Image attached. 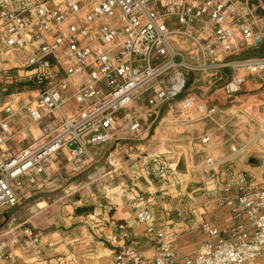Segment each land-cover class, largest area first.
<instances>
[{
    "label": "built area",
    "instance_id": "obj_1",
    "mask_svg": "<svg viewBox=\"0 0 264 264\" xmlns=\"http://www.w3.org/2000/svg\"><path fill=\"white\" fill-rule=\"evenodd\" d=\"M262 7L259 0H0V79L14 88L0 103V209L16 207L61 168L90 167L97 149L106 150L111 166L115 140L144 139L165 105L189 106L201 98L204 90H187L191 73L208 79L205 89L228 98L248 78L264 83V54L254 53L264 43ZM4 60L10 66L3 68ZM14 139L27 144L11 149ZM158 157L150 154L153 161ZM213 163L204 159L205 174ZM174 165L158 164L154 177L164 178ZM226 173L225 189L235 184L237 192L220 201L246 223L235 224L227 237L202 223L212 240L186 255L175 249L166 225L155 233L151 259L126 246L112 264H260L264 185ZM150 204L145 198L134 222L149 234ZM24 233L28 242L39 240L29 228ZM7 244L0 242V262L8 258Z\"/></svg>",
    "mask_w": 264,
    "mask_h": 264
},
{
    "label": "crops",
    "instance_id": "obj_2",
    "mask_svg": "<svg viewBox=\"0 0 264 264\" xmlns=\"http://www.w3.org/2000/svg\"><path fill=\"white\" fill-rule=\"evenodd\" d=\"M25 53L22 50L17 55ZM2 66L6 68L10 63L4 60ZM258 82L248 78L231 100L215 101L217 111L208 112L212 107L206 103L201 122L187 121L186 126L172 127L161 120L145 146L159 153L157 161L150 158L151 153L137 158H129L126 153L125 160L118 158L117 166L105 173L100 191L85 197L64 194L49 203L36 199V192L21 197L16 207L5 211L19 238L10 236L4 249L8 258L0 264H112L114 254L126 246L151 259L159 242L155 233L166 225L167 235L180 255L190 254L212 240L201 230L202 223H209L221 237H227L230 228L246 223V219L233 218L228 206L220 201L237 192L235 184L225 189L229 181L226 170L244 174L250 183L264 185V99L258 97ZM0 86L13 87L3 79ZM249 89L251 94L246 92ZM5 90L1 88L0 103L4 93L11 91ZM252 97L256 100L249 103ZM191 112L187 115L193 120ZM166 114L171 117L170 111ZM205 135L209 141L201 143L200 137ZM26 144L14 139L9 147ZM207 157L214 163L205 174L201 164ZM169 162L175 163L174 169L164 178H155L152 170ZM208 174L211 178L206 179ZM148 197L151 234L134 224L137 209ZM24 228L38 234L39 240L28 242L30 235L22 232ZM260 264H264V255Z\"/></svg>",
    "mask_w": 264,
    "mask_h": 264
},
{
    "label": "rangeland",
    "instance_id": "obj_3",
    "mask_svg": "<svg viewBox=\"0 0 264 264\" xmlns=\"http://www.w3.org/2000/svg\"><path fill=\"white\" fill-rule=\"evenodd\" d=\"M259 1L261 2L263 6L261 9V12L264 14V0H259ZM254 53L264 54V43L257 51L255 50ZM188 80H189L188 88H187L188 91L196 90V92H198L199 89L204 90V92L201 93L202 95L201 98H199V96H196L195 99H193L190 102L189 106H180L176 108L175 107L176 104L173 102L165 105L162 108L160 118L156 121V123L153 125V127L149 131L148 136L144 139H141L143 137L142 134L140 135L138 134L136 136H130V139L124 138V139L115 140L112 143V146L110 148V150L116 149L114 151L115 160L114 162H112V165H111L113 166V168L117 166L116 159L120 158L121 161L126 159L127 157L126 153L129 154L128 156L129 158H137L138 156H143V155L146 156V154L148 153L152 154L153 151L152 152L148 151L147 149H145V146L148 145V141L151 140L152 135L156 129L155 128L156 125L161 120L164 119L163 124L167 123L169 124V126H172V127H175V125H178L180 127L186 126L185 122L187 121L188 122L192 121L194 123L201 122L200 118L205 114L204 112H206L205 107H204L206 106V103H209L210 107H215L217 106V104H215V101L217 103H221V102L225 103L229 101L230 99L228 97H225L221 91H218V89H215L213 91L211 89H205L203 84L206 83L208 79L199 75L198 73H191L188 76ZM1 88L7 89V90L14 89V88H10L9 86H4V87L0 86V92H1ZM258 90L260 91L258 93L259 94L258 97L264 99V83L260 82L258 86ZM246 92L251 94L252 91L250 92V89H249ZM254 99L256 100L255 97H252L251 99H249V103H252L253 102L252 100ZM244 101H247V100H244ZM217 109H218V106H217ZM217 109L215 111H217ZM168 111H170L171 117H169L166 114ZM190 111H192L191 117L193 116V118H195L193 120L190 119L187 115ZM0 115H2L1 112H0ZM163 116L166 118H163ZM124 149H126L127 151ZM134 153L135 155H132ZM106 155H107L106 150L97 149L96 158H95L96 161L90 167L83 168L80 171L78 170L76 172H70L68 169L65 170L61 168L59 172H55L51 175V178H50V180L52 181L51 183L40 186L41 188H31V190L29 191L36 192L35 194L36 199L45 200V201H48V203L53 200L61 199V196H63L64 194H69V196L70 195L72 196L75 194H79V195L81 194V196L85 197L89 195L91 192L100 191L102 190V186L105 183V177H104L105 173L109 171L110 169H112V167L109 166L107 163L108 159ZM42 191H45V192L43 193ZM39 192H42V193L38 194ZM0 211H1L0 212V242L1 241L8 242V240L10 239V236L11 238H14V239L19 238V236L16 237L17 233H15V230L13 231L14 225L13 224L10 225V221L7 219V217H5L6 210L0 209ZM3 217L5 218V221H3ZM24 229L22 231L23 233H24Z\"/></svg>",
    "mask_w": 264,
    "mask_h": 264
},
{
    "label": "water",
    "instance_id": "obj_4",
    "mask_svg": "<svg viewBox=\"0 0 264 264\" xmlns=\"http://www.w3.org/2000/svg\"><path fill=\"white\" fill-rule=\"evenodd\" d=\"M227 80V75L225 74L224 80L222 82H220L219 86H222Z\"/></svg>",
    "mask_w": 264,
    "mask_h": 264
}]
</instances>
